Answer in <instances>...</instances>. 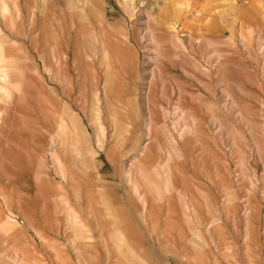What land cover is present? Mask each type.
Returning a JSON list of instances; mask_svg holds the SVG:
<instances>
[{
    "label": "rangeland",
    "instance_id": "374dc122",
    "mask_svg": "<svg viewBox=\"0 0 264 264\" xmlns=\"http://www.w3.org/2000/svg\"><path fill=\"white\" fill-rule=\"evenodd\" d=\"M98 1L0 0V174L71 186L72 264H152L116 214L97 228L96 178L106 209L133 207L147 226L148 211L185 221L184 206L195 227L184 244L193 254L186 240L204 239L206 264H264V0ZM105 49L133 65H114ZM34 92L54 96L51 109ZM35 249L33 262L0 244V264H60ZM184 256L166 264H189Z\"/></svg>",
    "mask_w": 264,
    "mask_h": 264
},
{
    "label": "crops",
    "instance_id": "0c3cea01",
    "mask_svg": "<svg viewBox=\"0 0 264 264\" xmlns=\"http://www.w3.org/2000/svg\"><path fill=\"white\" fill-rule=\"evenodd\" d=\"M90 1L97 7L98 4H100L98 0L97 2L95 0ZM130 1L134 2V0ZM12 43L15 45H20L19 40ZM105 54V58H109L111 63L117 65L118 67L122 66L124 68L128 67L129 65H133L134 63L131 56H129L124 51L122 52L115 49H105ZM33 85L39 87L38 90L40 91L42 89L47 91L49 95L54 94V87L51 84H41L38 82L34 83ZM34 90L37 89H33V91ZM27 95H29V92L27 93L24 91L23 98L27 97ZM20 98H16V100L22 101ZM35 100L39 102H49V108L51 107V102L53 103L56 101L54 96L53 98L51 97L47 99L41 95V92L33 93V101ZM148 115H150V113ZM148 119L151 123V116H149ZM158 127L159 126H154L153 124L148 126V135L151 132H154ZM152 146L153 145L151 142L148 143V165L149 160H151L153 150ZM41 177H43V179H41ZM14 178L16 179V185H9L10 182L14 181ZM89 178L90 177L87 176V181H89ZM100 179L101 178H96V182L102 183L97 185V190L100 189L101 191H98L99 193L97 196L93 197L91 195V200H89L91 203L95 204V207L89 209V207H92L93 204L90 206L87 204L86 206V208L91 210L88 211L87 209L89 213L96 215L94 217V221L96 222L97 228L100 226L102 229L105 226V215L114 213L117 215L114 216V221H116L121 226L120 230L126 229L132 232L134 231L135 233L139 232L141 235L139 244L144 246L148 252V262L152 264H166L169 258L170 260L176 258L175 260L182 262V260L185 261L186 258L184 254L187 252V254L192 256L189 264H206L205 257L209 252L206 249L207 243L204 241V239H196L193 241L189 238L186 240V242H188L190 245L193 244L196 246V249L194 250L193 248L192 250L193 254L184 244V236L187 231L192 235V231H194L195 228L191 225H188L190 223L185 222V215L187 213L185 212L184 206H182V210L185 221L182 218L180 219V217H174L173 213L169 212L165 220L163 222H159V218L157 219V216L151 213V211H148L147 226L141 222L140 217L138 216L139 213L133 207L126 205L122 207L113 205L109 209H106L103 205L105 197L103 181ZM28 181L31 182V184H27ZM40 181H43L44 185L45 182L48 181V184L45 185V187H42L39 184ZM36 182L39 183L35 184ZM58 182L60 183L59 186L61 189L64 188V204L63 201L58 200ZM63 183V180H58L56 177H54V175L51 174H0V244L8 246L9 242L12 243L17 248V251L20 253V255H22L23 260L27 255L28 257L32 256L33 262H36L37 257L39 258L40 256L35 247L40 246L43 249L48 248L49 252H51L53 255V259L60 264H72V189L71 186L66 182L64 184ZM179 190L175 194H178L179 199H181L182 193ZM60 194L61 193H59V196H61ZM10 212L16 213L17 217L22 223L20 224L19 222L15 221H12L11 223L9 220H5L6 215L10 214ZM157 230L162 231V236L168 240H165L164 242L157 241L155 239V232ZM98 235L99 237H103L102 234ZM128 240H130V243H128L130 246L137 242L136 238H129ZM157 246L162 247V249L159 251L160 248ZM146 247H148V250ZM161 254H164L165 257ZM3 258L0 257V260L4 261Z\"/></svg>",
    "mask_w": 264,
    "mask_h": 264
}]
</instances>
